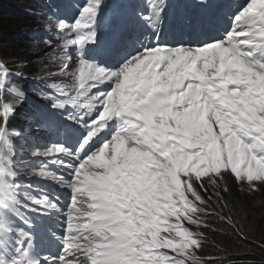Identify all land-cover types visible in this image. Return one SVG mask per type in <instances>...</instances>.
<instances>
[{"label": "rangeland", "instance_id": "rangeland-1", "mask_svg": "<svg viewBox=\"0 0 264 264\" xmlns=\"http://www.w3.org/2000/svg\"><path fill=\"white\" fill-rule=\"evenodd\" d=\"M94 16L84 17L80 27V31L87 34L89 25H93L100 21L99 11L105 0L100 3ZM114 5L130 6L128 1L124 0H111ZM133 7H136L138 0L129 1ZM89 0H49L46 8V15L50 17L49 23L45 29L47 34L52 38L51 45L52 51L58 52L64 57V62L67 64V69L62 75V80H65V93L70 96H76L79 100L78 109L82 106L86 107L88 102L85 101L83 96L78 95V89L74 87L75 81L72 73L77 68L78 64L75 60H68L69 56H72V43L76 39L77 33L73 29V25L78 19L81 18L82 9L87 6ZM113 7L111 4L110 8ZM264 7V0H251L249 4V11L253 12V24L244 41L250 45H264V11H260ZM74 11L80 18L70 23L66 28L61 26V21L65 25L66 21L60 17L63 12ZM72 13V12H71ZM53 15V16H52ZM58 15V17H56ZM52 16V17H51ZM67 42V43H66ZM254 48V47H253ZM259 50V48H254ZM219 60L222 69L229 80H233L237 84L236 99L234 106L229 114L219 112L212 108H204L203 118L209 121L216 120L217 117L221 116V121L217 120V129L214 134L215 137H211L210 130L205 129L203 134V140L199 144L201 156L199 160H196L192 155H188L187 158L181 159L179 156L175 157L174 160L169 161L163 167V172L170 179H179L185 177L189 180V184L185 187L197 192L198 196L202 198L205 205H210L209 201L212 198H222L224 200V206H228L232 198L238 196L242 198L243 203L246 206V210L253 213L256 219L264 221V182L256 181L260 179L264 181V176H261L255 168L249 169L245 164H237L236 159L238 156V143H250V138L244 135L243 129L245 126L248 127V131H254L255 127L264 126V63L255 60L250 52H243L235 49L228 43L219 45L218 47ZM34 55H37L36 53ZM90 59L100 61L99 57H89L84 60L88 62ZM152 69L155 68L154 63H150ZM147 71V69H146ZM242 79H253L256 82L257 89L253 90L252 86L244 83L240 84ZM98 86L95 89L89 91L96 95L97 92L103 93L99 90ZM101 88V87H100ZM103 90V88H102ZM108 91V90H107ZM105 91V92H107ZM192 91H182V95H189ZM66 97L63 98L65 100ZM64 106L71 107L72 104L65 103ZM76 107V106H74ZM123 111H130L131 104H122ZM105 108L108 110V114L114 113L117 119L120 115L117 111L120 109H114L112 111V104L110 101L106 102ZM144 108L142 104V109ZM97 111H101V107L96 105ZM78 110L73 111L70 108L67 111L65 117L59 115L60 120L69 118L71 114L76 113ZM96 112V110L94 111ZM104 115V113H101ZM31 125H35L33 122ZM49 131L43 130L36 134L37 142L33 143L30 148L24 152L23 161L28 165H35V170L30 173L29 176L36 177L40 176V172H48V178L46 181L49 183L60 184L69 191V181H64V176H68L67 170L63 169V178H57L52 173L54 168L51 166L47 167L46 162L53 159L54 156L43 155L49 148H51L49 140ZM47 139V140H44ZM112 140V139H111ZM119 144L125 145L123 134L117 138ZM111 144L110 141L108 143ZM131 141L126 138L125 149H129ZM223 145V147H222ZM221 147L223 153H225L222 159H218V149ZM211 148L213 150H211ZM100 149H103L101 147ZM136 150H139L137 147ZM162 150V146L159 151ZM217 160H214V154ZM53 161V160H52ZM56 165V164H53ZM161 165V163H159ZM57 166V165H56ZM101 174L104 175V172ZM117 175V174H116ZM84 176V170L80 167L76 170L75 179L72 181V186L79 184L78 180H82ZM251 177L252 182H249ZM115 180L121 182L126 188L132 187L131 182L126 180L125 174H120V180L118 175ZM111 178L108 187H110ZM81 183V182H80ZM172 185H164L158 188V194L161 197L155 199L153 204L152 212H145L143 216L135 215L136 220L128 226V232L134 235V239L129 241L127 237L124 241L131 245L125 252L122 250L114 253L106 251L107 255L104 258V262L97 264H139L140 258L149 256L147 264H186L184 262V251L188 246V238L194 233V225L196 218L189 211L191 196L187 195L185 200V214L177 212L179 208L178 198L175 194L171 193ZM82 193L87 194V188H83ZM253 187L256 188L253 191ZM73 193V192H72ZM93 193V192H91ZM205 196H204V195ZM233 196V197H232ZM143 195H137V198H142ZM232 197V198H231ZM111 204L109 200L108 205ZM215 204V203H214ZM114 206H117L113 202ZM103 207L105 205H102ZM183 208L182 205L180 207ZM85 213H90L91 209L84 207L82 209ZM167 215V222H165V216ZM19 215V214H18ZM168 224V225H165ZM101 224L96 219L91 218L87 222V234L89 239L86 241L85 246L89 248L95 247L97 244H105L102 242V237H106L109 232L101 231ZM73 228L77 227L73 224ZM109 229L116 230V227L108 226ZM124 228V227H123ZM100 231V236L98 235ZM93 233H97L94 235ZM130 238V237H128ZM148 239V241H146ZM146 241V242H144ZM125 247V245H122ZM148 246L152 247L151 249Z\"/></svg>", "mask_w": 264, "mask_h": 264}, {"label": "snow or ice", "instance_id": "snow-or-ice-1", "mask_svg": "<svg viewBox=\"0 0 264 264\" xmlns=\"http://www.w3.org/2000/svg\"><path fill=\"white\" fill-rule=\"evenodd\" d=\"M159 5H162L163 0H158ZM249 4V3H248ZM99 5V0H89V3L87 6H85L82 9L81 12V18L76 21V23L73 25V29L77 33L76 39L73 41H70L72 44L82 45L86 41H91L94 37V33H88L85 34L81 32L80 25L82 23V20L84 17H91L94 16L96 13V10ZM152 6L156 9L157 15H159V6L157 4V0H153ZM248 12V5L247 7L237 16L243 18L244 15ZM235 18V23L233 25L232 31H243L244 26L240 25V20ZM61 26H63V21L60 22ZM67 43V42H66ZM216 43H211L209 45H216ZM254 48H259V51H264V45H253ZM200 49L202 52L207 51L205 46L195 48ZM195 49L190 48H184V47H177L174 49H165L162 47H156L154 49H147L140 54L132 57L129 59L119 70L117 71H106L103 68L96 67L94 65H89L86 61L83 59L80 60L77 68L73 71L72 76L75 81L74 87L78 89V95L83 96L85 101L88 102V106L92 105H99L101 107V111L98 116L101 115V113H104L105 116L108 115V110L105 108V104L108 101H111L112 103L117 104L118 106L120 104H131L132 106H136L138 103L143 104L144 108L141 109L144 114L150 115L154 114L158 109L157 105L160 103V101L156 100L153 96V93L156 90V86L159 85L161 89H169L174 86H176L179 82L183 80L184 75H186V72L182 71L180 73H175L172 71L176 67L175 58L180 54L183 53L184 55L189 54L190 52L195 51ZM155 50V51H153ZM255 52L253 53L254 57L257 56L256 54L259 53ZM161 54H164L165 59H170L173 61V64L168 65V70L165 71L163 74L164 78L162 79L160 75L154 74L152 72V69L150 67V63L153 60H159L161 57ZM145 57H147V60H145ZM0 68H2V65H0ZM67 69V64H65L62 71H65ZM147 69V71H146ZM194 71L195 69H191ZM4 71H7V69H4ZM111 81L113 83V86L108 90L107 92L99 93L97 92L96 95H93L89 90L97 88L101 83ZM2 86V84H0ZM53 89L57 88V85L53 84L51 85ZM61 94L66 97L65 100L60 102H54L53 107H63L65 103L67 104H78L79 100L76 96H70L69 94L65 93L63 89H60ZM223 95V93H221ZM143 98V99H140ZM45 99H50V97H45ZM183 99V97H181ZM12 109L5 105L3 113L0 114V144L5 145L6 149L3 151H0V164L9 165V155L7 153H10V148L7 143V117L10 115ZM116 119V117H110L108 119L101 118L100 124L96 125L90 122V129L87 133V136L84 138L83 143H87V141L93 137L97 132L102 130L106 126V121ZM117 120V119H116ZM118 127L119 129L122 125V121H118ZM244 135H247L250 138V143H244L239 142L238 143V156L236 159L237 164H245L246 167L249 169L255 168V170L261 175L264 176V126L255 127L254 131H248V127L245 126L243 129ZM111 138L108 141H111ZM83 147V144L81 145ZM100 148V147H99ZM99 148L97 150H99ZM95 150L92 152L88 157L90 158L91 155H94ZM57 153H67V150L64 149L62 146H52L49 148L43 155L46 156H54ZM70 155V153H68ZM84 160L80 161L74 168L72 173V179L69 182V186L72 189V180L73 177L76 175V170L78 166L83 162ZM7 170L11 172L9 166L7 167ZM12 173V172H11ZM41 177H47L48 172L41 171L40 173ZM14 174L12 173V176ZM6 181L9 183V180L5 178ZM256 181L264 182L260 179H257ZM249 182L251 183V177L249 178ZM10 184V183H9ZM11 188L14 190V197L16 199L18 195V186L10 184ZM253 191L256 190L255 187L252 189ZM73 192V197H75V192ZM35 200V203L32 202L30 199V202L32 205H41L42 203H47L45 200ZM28 206V205H27ZM51 207V205H50ZM22 234L25 235V239H30L26 233ZM64 245V244H63ZM20 251H22V248H20ZM83 253V249L79 251H75L72 249H65L63 247V251L60 255V257L57 259H52L51 264H68V262L75 261L76 264H80V257ZM49 258H45V260H48Z\"/></svg>", "mask_w": 264, "mask_h": 264}, {"label": "trees", "instance_id": "trees-1", "mask_svg": "<svg viewBox=\"0 0 264 264\" xmlns=\"http://www.w3.org/2000/svg\"><path fill=\"white\" fill-rule=\"evenodd\" d=\"M45 6V0H0L2 68L29 77H36L48 68L49 60L45 55H34L37 44L32 34L40 25V10ZM13 83L19 84V81L14 79ZM1 91L0 88V101ZM5 103L12 109L7 121L8 134L16 146H23L26 143L23 140L26 117L20 115L21 103ZM4 106L0 103V114ZM24 110L22 113L26 114L27 109ZM209 203L197 228L196 245L190 254L194 263L264 264V221L248 212L238 196L232 198L227 207L223 205L222 198H212Z\"/></svg>", "mask_w": 264, "mask_h": 264}, {"label": "bare ground", "instance_id": "bare-ground-1", "mask_svg": "<svg viewBox=\"0 0 264 264\" xmlns=\"http://www.w3.org/2000/svg\"><path fill=\"white\" fill-rule=\"evenodd\" d=\"M112 33L108 34L107 37H110ZM165 69H167V65L165 67ZM192 113L187 110V109H181V110H172L170 113H169V117L174 119L176 118L177 120L180 121V124H181V127L184 128V123L186 122H189V120L191 119V115ZM193 122H195V120L193 119ZM138 131H140L141 133L145 134V135H148L150 138L152 137L151 136V131H150V128H146V126L143 124V126H140L137 128ZM109 142L107 141V144ZM111 143V141H110ZM157 147V143L153 144L150 151L147 153L145 159L143 161H138V159H134L133 161V165H131V168H135V167H138L136 169H134V171H136L138 174H142L143 173V170H145L146 167L150 166V161L152 160L153 158V154H152V151ZM105 153H107V155L109 156V152L106 151ZM162 158H166V159H170L168 157H166L165 155H162L161 157L158 158V161H157V166H160L159 163H161V160ZM103 161V160H102ZM101 161V162H102ZM101 162L100 164H98L97 166V170L99 171L100 173V176L104 179V176L102 173V169H101ZM142 171V172H140ZM92 173V169L90 168H87L86 171L84 172V175H89ZM114 174V171L112 170H108V174L107 176H110V175H113ZM124 174L126 175V173L124 172ZM96 176V174H91V177H94ZM129 181L131 182L132 186L136 185V182L137 181V178H134V177H130ZM90 192H93V193H96L97 192V189L96 188H92L90 190ZM85 195L84 194H80L79 197H84ZM36 252H41V251H36ZM53 253H58V251H51Z\"/></svg>", "mask_w": 264, "mask_h": 264}]
</instances>
